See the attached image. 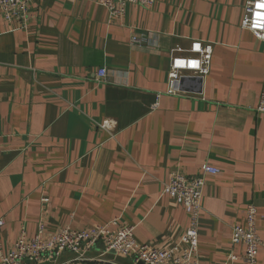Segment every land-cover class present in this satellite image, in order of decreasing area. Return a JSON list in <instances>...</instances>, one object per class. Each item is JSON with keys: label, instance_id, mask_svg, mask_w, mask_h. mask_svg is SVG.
<instances>
[{"label": "crops", "instance_id": "obj_1", "mask_svg": "<svg viewBox=\"0 0 264 264\" xmlns=\"http://www.w3.org/2000/svg\"><path fill=\"white\" fill-rule=\"evenodd\" d=\"M248 1L156 0L115 17L97 0H32L27 27L0 13L3 246L42 222L53 234L119 218L139 243L171 248L191 217L165 183L209 164L220 173L206 176L200 264L231 251L246 264L231 239L250 203L264 240V41L243 25ZM194 42L212 48L208 72L172 82ZM86 256L71 264H139L102 245Z\"/></svg>", "mask_w": 264, "mask_h": 264}, {"label": "built area", "instance_id": "obj_2", "mask_svg": "<svg viewBox=\"0 0 264 264\" xmlns=\"http://www.w3.org/2000/svg\"><path fill=\"white\" fill-rule=\"evenodd\" d=\"M106 7L111 15L122 17L126 13L128 4H139L150 7L156 0H97ZM264 0H249L245 8L243 25L250 23L256 11L255 4ZM32 0H0V13L7 22L17 21L22 27L28 26ZM247 28V27H246ZM259 39L264 36V29L251 30ZM135 42L139 39L134 37ZM196 48L197 50H193ZM192 56H174L171 71L169 73L172 82L184 78L183 71H195L198 74H206L209 69L212 48L201 42H194L191 46ZM198 60V67H190L188 61ZM182 60L183 64L176 61ZM106 68L98 72V77L106 75ZM171 92H176L171 90ZM259 111L264 112V98ZM103 126L112 127L106 121ZM220 170L209 164L203 166L202 174L188 176L181 172H174L164 186V193L174 197L182 204L191 217L189 227L180 236L176 244L171 248H163L156 244L139 243L135 238V226L120 224L119 218H114L106 224H95L85 229H73L69 226L59 228L53 234H47L45 224L42 222L37 228L35 235L28 236L23 230L15 243L4 249L0 240V264H71L86 260L85 256L99 243L104 247L105 253H114L116 256L133 257L135 263L143 264H200L199 261V236L200 217L203 211L202 198L206 185L207 174H218ZM48 202V198H43ZM258 208L254 203L247 207L245 223L233 226L232 245L244 247L241 257L246 264H258V253L264 247V240L258 231ZM5 222L0 219V231ZM66 253L76 256L69 261L58 262L59 258ZM239 256L230 252L225 264H236Z\"/></svg>", "mask_w": 264, "mask_h": 264}, {"label": "clouds", "instance_id": "obj_3", "mask_svg": "<svg viewBox=\"0 0 264 264\" xmlns=\"http://www.w3.org/2000/svg\"><path fill=\"white\" fill-rule=\"evenodd\" d=\"M255 8L258 9L257 4H255ZM245 27H247L249 30H253V31L256 29H264V14H261L260 11H256L254 18L251 20L250 23H246ZM260 38L264 39V36H260ZM178 50H180V49H178ZM193 50L195 51L197 49L194 48ZM178 61H182V60H178ZM199 63L200 62L196 59H191L188 61V65L190 67H198Z\"/></svg>", "mask_w": 264, "mask_h": 264}, {"label": "snow or ice", "instance_id": "obj_4", "mask_svg": "<svg viewBox=\"0 0 264 264\" xmlns=\"http://www.w3.org/2000/svg\"><path fill=\"white\" fill-rule=\"evenodd\" d=\"M257 8L258 9H264V2H258ZM260 13L264 14V11H260ZM176 63L179 65V64H183L184 62L183 61H177Z\"/></svg>", "mask_w": 264, "mask_h": 264}, {"label": "water", "instance_id": "obj_5", "mask_svg": "<svg viewBox=\"0 0 264 264\" xmlns=\"http://www.w3.org/2000/svg\"><path fill=\"white\" fill-rule=\"evenodd\" d=\"M186 82H188V80H186V79H182L181 80V89H185L186 84H187ZM139 264H143V263L142 262H139Z\"/></svg>", "mask_w": 264, "mask_h": 264}, {"label": "rangeland", "instance_id": "obj_6", "mask_svg": "<svg viewBox=\"0 0 264 264\" xmlns=\"http://www.w3.org/2000/svg\"><path fill=\"white\" fill-rule=\"evenodd\" d=\"M102 127H103V128H106V129L110 128V127H105V126H103V124H102ZM99 245H102V244L99 243L97 246H99ZM102 246H103V245H102ZM4 249L7 250V247L4 246ZM103 250H104V247H103ZM90 251H91V250H90ZM90 251H89V252H90ZM107 254H114V253H107ZM116 257H118V256H116ZM85 259H87V256H85ZM113 261H114V260H113ZM114 262H115V261H114Z\"/></svg>", "mask_w": 264, "mask_h": 264}]
</instances>
